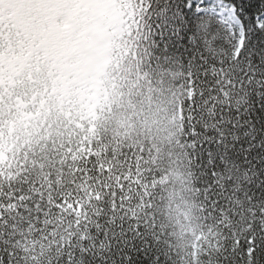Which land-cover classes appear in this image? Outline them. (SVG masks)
<instances>
[{
  "label": "snow or ice",
  "instance_id": "snow-or-ice-1",
  "mask_svg": "<svg viewBox=\"0 0 264 264\" xmlns=\"http://www.w3.org/2000/svg\"><path fill=\"white\" fill-rule=\"evenodd\" d=\"M38 2L0 0V48L14 27L38 26ZM126 3L113 74L172 106L165 151L204 232L199 252L173 242L151 144L62 120V137L0 166V264H264V0ZM44 27L69 44L87 29L64 12ZM33 93L26 80L0 87V125L6 107L35 111Z\"/></svg>",
  "mask_w": 264,
  "mask_h": 264
},
{
  "label": "clouds",
  "instance_id": "clouds-1",
  "mask_svg": "<svg viewBox=\"0 0 264 264\" xmlns=\"http://www.w3.org/2000/svg\"><path fill=\"white\" fill-rule=\"evenodd\" d=\"M92 6V0H39L34 5L41 15L38 26L14 27L16 34L12 42L9 43L6 37L4 46L0 48V87L26 80L29 89L35 90L41 98L37 111H43L47 117L51 109L53 122L54 118L68 112L75 119L81 113L87 116L97 106L103 111L113 87L112 71L123 51L124 29L120 22L73 33L71 44L54 27H44L47 14L54 9H61L72 18ZM163 107L165 110L155 117L159 124L151 118L145 123L144 114H141L128 128L120 129L114 124V130L120 139L131 135L140 142H155L154 138L160 135L174 136L172 106L164 104ZM24 111V106L18 104L16 113L11 116L3 113L7 117L4 125L14 122L21 137L29 119ZM147 111L145 108V113ZM39 118L32 117L34 132L38 131L34 125Z\"/></svg>",
  "mask_w": 264,
  "mask_h": 264
},
{
  "label": "trees",
  "instance_id": "trees-1",
  "mask_svg": "<svg viewBox=\"0 0 264 264\" xmlns=\"http://www.w3.org/2000/svg\"><path fill=\"white\" fill-rule=\"evenodd\" d=\"M112 2L116 7L120 8L119 10H122L123 13L126 6L130 7V4H127L126 0H112ZM96 5H98V3ZM105 6L106 7L102 6L104 7V10L114 8L112 5L108 7V4ZM90 10L91 9L88 7L87 12L92 14V11ZM94 14H96V12L92 15ZM121 16L122 15L120 13L119 18H121ZM100 21H102V25L105 24V20L100 19ZM120 24L123 30V21ZM175 47L177 50L176 54L179 55L186 45L182 41H178ZM121 54L126 55V53H124V49ZM121 54L114 68L123 63V60H121ZM112 80L114 99L109 108L104 107L103 111L99 115L102 118V121L89 117H86L88 119H81L80 115H77L74 119L73 114L68 112L59 118H54L53 122V118H50L52 116L51 109H49L47 117L44 116L43 111H37L41 98L39 97V99H36L39 95L33 93L35 111L27 112L32 115L34 113L36 114V117H40L37 121H35L34 125L38 131H33L32 120H29L30 124L27 123V129L23 137H21L18 131L10 134L9 130L6 129V126L0 125V146L7 145L8 148L7 153L9 157L6 161L12 162L10 158L12 154L19 156L23 153L27 156L29 153H35L39 150L47 148L54 136L59 138L64 135L61 128L65 131L67 130L68 124L61 123L62 120L75 124L78 128H82L83 124L87 123L89 126V134L97 131H106L109 137H119L118 132L114 130V124L118 125L120 129L128 128V126L132 124V121L136 117L141 116V114H144L145 123H147L151 118L154 123L159 124V121L156 120L155 117L165 109L163 107L164 103L161 99H157L158 95L155 92H150L147 88L132 91L131 85L128 87H122L121 85L123 83V79L114 76L113 71ZM145 108L148 109L147 113H145ZM153 108L155 109L154 111ZM15 110L16 108L12 114L15 113ZM7 111L8 108L6 107L3 113ZM3 118L4 120L6 119L5 116H3ZM129 137H131V135H129ZM172 138L173 136L171 134L160 135L154 138L155 142L147 141L155 150L153 153L156 157L154 164L157 165L162 177L160 184V199L162 200V203L159 206V210L162 212L164 221L172 232L173 242L177 249L183 252L191 247L192 255L195 259L197 253L199 252V241L203 238L204 232L200 226V222L196 219L193 201L187 191V184L182 169L175 163L168 162L167 152L165 149ZM57 142H59V139ZM162 158L163 162H161ZM29 159L31 158L29 157ZM4 163L5 162L0 161V166H3Z\"/></svg>",
  "mask_w": 264,
  "mask_h": 264
},
{
  "label": "rangeland",
  "instance_id": "rangeland-1",
  "mask_svg": "<svg viewBox=\"0 0 264 264\" xmlns=\"http://www.w3.org/2000/svg\"><path fill=\"white\" fill-rule=\"evenodd\" d=\"M98 3V5H96ZM92 7H89L92 11V14L96 12V14L92 15L87 12V9H84L81 11L79 14L83 16L84 23L87 25V28L89 27H95L97 29L104 27L105 25H111L115 23L116 21H119L120 23L123 21V11L119 10L120 8L116 7L112 0H92ZM108 4L109 6H113L114 8H108V10H104L105 5ZM104 6V7H102ZM38 10V9H37ZM98 10V12H97ZM52 13L55 14H62L63 11L61 9H54L51 11ZM121 13V18H119V15ZM105 20V24H99V20ZM120 58V56L117 58V60ZM117 63V61H116ZM116 65V64H115ZM98 107V106H97ZM95 107V108H97ZM95 108L92 110L90 115L95 116ZM83 114V113H81ZM6 129L9 130L10 134L16 133V127L14 122H9V125L6 126ZM7 145L5 146H0V161L5 162L8 159V153H7Z\"/></svg>",
  "mask_w": 264,
  "mask_h": 264
}]
</instances>
